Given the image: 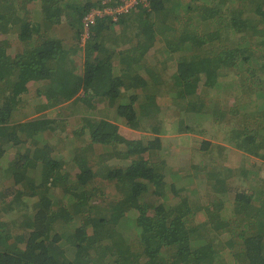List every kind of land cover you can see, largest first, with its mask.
<instances>
[{
	"label": "trees",
	"instance_id": "16d2710c",
	"mask_svg": "<svg viewBox=\"0 0 264 264\" xmlns=\"http://www.w3.org/2000/svg\"><path fill=\"white\" fill-rule=\"evenodd\" d=\"M102 1L117 0H0V219L11 214L0 220V264H264V177L252 170L230 187L248 172L230 166V176L220 167L182 178L161 158L160 126L177 119L189 132L211 112L200 102L183 122L188 111L165 106L172 112L161 115L158 94L142 98L145 71L162 86L143 65L153 48L176 60L177 98L220 91L222 74L246 76L251 86L230 105V123L241 112L243 123L226 127L227 140L264 165V8L150 0L116 23L96 19L82 47V17ZM223 21L261 39L209 50L211 32L199 27ZM204 190L209 199L196 207Z\"/></svg>",
	"mask_w": 264,
	"mask_h": 264
},
{
	"label": "rangeland",
	"instance_id": "374dc122",
	"mask_svg": "<svg viewBox=\"0 0 264 264\" xmlns=\"http://www.w3.org/2000/svg\"><path fill=\"white\" fill-rule=\"evenodd\" d=\"M258 3L260 6L264 8V0H258ZM249 7V6H248ZM253 17V16H252ZM259 21V19H258ZM249 25V24H248ZM207 32H211V35L209 34L210 43L208 45L209 50L216 49L217 43L218 46H220L224 41L230 46H235L236 42L244 41L245 39L249 38L248 40H257L258 35L260 34H254L252 30L248 27L243 29L242 31L236 30L233 32V30L230 28V23L227 21H223L222 23H218L216 25V28L212 27L209 24H203L199 27V33L200 34H207ZM215 38V39H212ZM261 39V35L258 39V41ZM86 42L80 45L84 47ZM259 46L261 43H257ZM256 54L258 57H261L264 54V50L262 47H260ZM149 57L151 59H148L143 62V65L150 66L153 70V73L158 75V78L161 79L162 86L160 88L153 87L152 79L150 78L151 72L145 71V73H148V76L146 77L149 80L150 88H147L144 90V94L142 95V98H144V95L146 93H155L158 94L156 97L157 102L162 107L161 108V115H164V112L168 113L172 112L164 108L165 106H168L170 108L177 109H184L185 112L188 111L187 114L183 113L184 120L187 119L189 116H195L194 115V109L197 110V107L200 102L203 103V107L201 108V111L205 110L210 114H202L204 117V121H202L200 124L199 122H194L195 125H190L192 128V131L189 132H180V127L178 125L177 119H173L171 121H164L162 125L160 126V132L158 135H160L161 138V150L160 155L161 158L165 159L166 165L170 167L171 169H174L178 172V174L184 178V175H191V172L196 168H202L203 170L207 169H221L223 175L226 173L228 176H230L229 171L226 170L230 166L235 167H241L243 169H247L248 172H246V175L243 177L239 174H234L230 177L229 185L230 187H241L242 185H245L248 183V178H245L249 175V177L252 176L251 171H258L263 177H264V165L263 160H259L254 157H246L244 154L234 150V148L231 146L228 139V130L226 127H230L233 124H239L243 123V117H241V114H239V118L232 120V124L230 123V105L231 102L235 100V94L237 98L241 100L243 95L245 94L246 90L251 86L250 82L247 80L246 76H241L237 79H232L233 73L228 74H222V76L219 77L221 81H225V87L221 88L220 91L217 89H212V92L209 93L206 97L202 96V99H200L198 96L193 97H180L177 98L178 92H181L182 89L178 87V84L176 85L175 79H174V71L176 69V60L175 59H167L166 54H162L158 48H153L150 53ZM77 61H79V58H77ZM150 64V65H149ZM263 75V73H262ZM238 84L241 85V91L235 92L234 88L238 87ZM197 90L200 91V85ZM132 90L127 92V94H132ZM189 96V95H188ZM201 96V95H200ZM192 105L194 106V109L192 108ZM238 105V104H237ZM220 109H222L220 112H218ZM33 110H30V114ZM246 113V111H244ZM193 113V114H192ZM201 113V112H199ZM220 114H222L219 124L213 121L212 118L219 117ZM32 115H38L36 112ZM166 116H164L165 118ZM207 117V118H206ZM206 118V119H205ZM166 120H170L168 117L165 118ZM69 123L73 125L72 119H68ZM119 124V123H118ZM122 124V123H121ZM191 124V119H190ZM184 127V125H183ZM144 131V130H142ZM137 132V130H136ZM141 133V132H140ZM64 133H61L63 135ZM143 134V133H141ZM147 134V133H146ZM144 135V134H143ZM54 142V141H53ZM206 142L210 146H208L206 149L201 150L200 147L205 145ZM122 150V149H120ZM111 154L110 152L105 153V156L108 157V155ZM92 159V158H90ZM96 160H92L94 163ZM119 158L114 157L109 160L112 164H120ZM247 161V163H246ZM213 167H211V166ZM210 166V167H209ZM97 166H95L96 168ZM219 171V170H218ZM217 171V172H218ZM257 172V173H258ZM98 180H102L101 177H97ZM245 181V182H244ZM250 181V178H249ZM179 182V181H178ZM186 187L189 189H193L195 187L194 183H190L186 185ZM191 189V190H192ZM200 194H197L194 200V204L196 207H199L206 203V201L209 199L206 197V194L208 191L204 190L203 192H199ZM214 197H217L218 194L213 193ZM231 195V193H230ZM227 197V194L224 195ZM192 196L190 197V199ZM3 211L1 212V221L6 222L8 217L11 214H4ZM241 223V222H240Z\"/></svg>",
	"mask_w": 264,
	"mask_h": 264
},
{
	"label": "built area",
	"instance_id": "2783aa9c",
	"mask_svg": "<svg viewBox=\"0 0 264 264\" xmlns=\"http://www.w3.org/2000/svg\"><path fill=\"white\" fill-rule=\"evenodd\" d=\"M138 6L148 7L149 0H117L114 5H109L107 1H102L99 7L91 9L82 17L84 31L80 36L81 44H83L86 39L90 38V26L96 19L109 16L111 22H116L122 15L130 13Z\"/></svg>",
	"mask_w": 264,
	"mask_h": 264
},
{
	"label": "clouds",
	"instance_id": "9594fccd",
	"mask_svg": "<svg viewBox=\"0 0 264 264\" xmlns=\"http://www.w3.org/2000/svg\"><path fill=\"white\" fill-rule=\"evenodd\" d=\"M149 6H150V0H149ZM149 6H148V7H149ZM138 7H142V6H138ZM136 8H137V7H136ZM134 9H135V8H134ZM134 9H133L132 11H134ZM132 11H131V12H132ZM131 12H130V13H131ZM130 13H128V14H130ZM128 14H125V15H128ZM122 16H123V15H122ZM118 20H119V19H118ZM116 22H118V21H116ZM116 22H114V23H116Z\"/></svg>",
	"mask_w": 264,
	"mask_h": 264
}]
</instances>
